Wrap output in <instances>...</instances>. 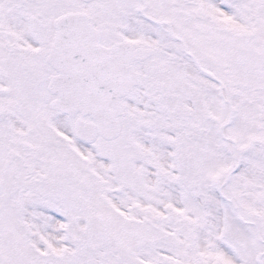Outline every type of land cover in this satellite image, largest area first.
<instances>
[{"label":"snow or ice","instance_id":"snow-or-ice-1","mask_svg":"<svg viewBox=\"0 0 264 264\" xmlns=\"http://www.w3.org/2000/svg\"><path fill=\"white\" fill-rule=\"evenodd\" d=\"M0 264H264V0H0Z\"/></svg>","mask_w":264,"mask_h":264}]
</instances>
